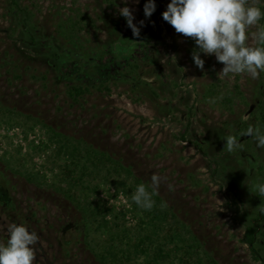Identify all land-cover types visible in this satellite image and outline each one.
Masks as SVG:
<instances>
[{
    "label": "rangeland",
    "instance_id": "374dc122",
    "mask_svg": "<svg viewBox=\"0 0 264 264\" xmlns=\"http://www.w3.org/2000/svg\"><path fill=\"white\" fill-rule=\"evenodd\" d=\"M16 1L0 0V243L23 224L40 237L34 264H104L94 250L105 252L108 230L92 207L105 204L104 220L135 228L141 209L131 196L156 174L155 195L189 229L198 258L260 264L242 239L264 207L253 189L264 183V149L239 133L264 131V72L218 77L223 64L203 53L198 68L194 40L162 18L169 0H155L148 19L146 0ZM124 6L138 27L144 21L139 37L119 14ZM72 84L89 91L73 100ZM229 135L242 151L224 149ZM77 143L131 174L77 163L67 177L65 150Z\"/></svg>",
    "mask_w": 264,
    "mask_h": 264
},
{
    "label": "clouds",
    "instance_id": "9594fccd",
    "mask_svg": "<svg viewBox=\"0 0 264 264\" xmlns=\"http://www.w3.org/2000/svg\"><path fill=\"white\" fill-rule=\"evenodd\" d=\"M127 5L128 0H124ZM139 3V0H133ZM156 9L155 0H146L143 13L150 18ZM133 36L139 37L144 21L139 27L134 23V13L128 7L119 9ZM162 18L178 34L194 40L198 46L192 52L194 64L203 70L205 56L214 55L223 67L218 77L229 78L230 74H247L258 79L264 72V8L257 6L254 0H169ZM255 27V31H251ZM254 40V45L248 41ZM214 102V101H213ZM248 136L255 140L256 146L264 149V131L249 126L239 133V137ZM224 149L228 153L243 150L236 135L225 139ZM163 177L153 174L151 184H139L131 196L132 202L140 209L150 211L155 206L153 196L158 191ZM149 187L151 191H149ZM171 187V186H169ZM254 193L264 196V183L253 186ZM264 211V210H262ZM40 237L23 224L13 223L8 228L7 239L0 243V264H34Z\"/></svg>",
    "mask_w": 264,
    "mask_h": 264
},
{
    "label": "trees",
    "instance_id": "16d2710c",
    "mask_svg": "<svg viewBox=\"0 0 264 264\" xmlns=\"http://www.w3.org/2000/svg\"><path fill=\"white\" fill-rule=\"evenodd\" d=\"M12 1L18 5L16 0ZM56 59L57 56L53 58L52 65L60 75H63ZM96 79L104 80L103 78ZM88 91L89 87L83 84H72L67 89L68 95L73 100H77ZM262 123L264 125V120ZM65 151L70 156V162L63 168V172L69 178L75 173L71 165L77 163H80L85 170L90 167L105 168L108 172L117 175L131 174L130 169L119 160L86 143L71 144V149ZM27 179L37 182L35 176L27 175ZM153 199L155 206L150 211L141 209V215L135 228L117 224L115 220H104V214L109 211L105 204L92 207L93 217L100 216L105 221L104 226L108 230V236L104 238L105 252L94 250L96 257L104 264H206L207 253L202 251L205 261L200 256L197 257L198 243L194 242V237L190 236L185 224L161 201L159 196L154 195ZM262 210L264 207L259 209L257 215L246 226L242 239L248 244L253 258L260 261V264H264V211ZM141 258L142 260L139 261ZM207 264L218 263L210 258Z\"/></svg>",
    "mask_w": 264,
    "mask_h": 264
},
{
    "label": "water",
    "instance_id": "95a60500",
    "mask_svg": "<svg viewBox=\"0 0 264 264\" xmlns=\"http://www.w3.org/2000/svg\"><path fill=\"white\" fill-rule=\"evenodd\" d=\"M252 109V106H250L249 111Z\"/></svg>",
    "mask_w": 264,
    "mask_h": 264
}]
</instances>
